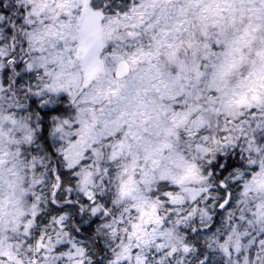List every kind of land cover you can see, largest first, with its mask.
<instances>
[{
    "label": "snow or ice",
    "instance_id": "6c2138e0",
    "mask_svg": "<svg viewBox=\"0 0 264 264\" xmlns=\"http://www.w3.org/2000/svg\"><path fill=\"white\" fill-rule=\"evenodd\" d=\"M0 264H264V0H0Z\"/></svg>",
    "mask_w": 264,
    "mask_h": 264
}]
</instances>
